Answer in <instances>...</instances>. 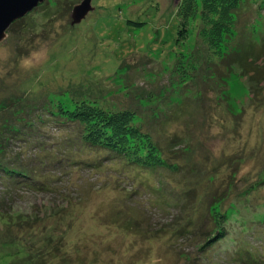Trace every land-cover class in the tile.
<instances>
[{
	"label": "rangeland",
	"instance_id": "1",
	"mask_svg": "<svg viewBox=\"0 0 264 264\" xmlns=\"http://www.w3.org/2000/svg\"><path fill=\"white\" fill-rule=\"evenodd\" d=\"M82 1H44L0 41V158L20 172L0 171V264H264V0L214 49L203 0H91L78 21ZM75 101L134 111L167 166L82 148L50 115Z\"/></svg>",
	"mask_w": 264,
	"mask_h": 264
},
{
	"label": "trees",
	"instance_id": "2",
	"mask_svg": "<svg viewBox=\"0 0 264 264\" xmlns=\"http://www.w3.org/2000/svg\"><path fill=\"white\" fill-rule=\"evenodd\" d=\"M244 1L245 0H203V8L200 10L201 14H199V16L204 15L201 17V21L204 18H209V20L212 19V21L209 26L208 24L204 26L203 21L199 22L197 26H199L198 28L200 29L202 28L201 37H203L204 43L207 44V46L218 48L222 44L224 36L233 35L232 31L234 32V28L232 18ZM187 12H190V7H188L183 14ZM15 22L16 21L13 23ZM62 114L66 116H62ZM50 115L51 119L61 120L58 121L60 126L63 123L71 125L72 130L70 131H73V135L75 134L78 137V141L82 145V148L87 147L90 151L94 149L97 153H99V151H105L108 154L107 156L110 162L122 163L127 168L148 169L151 172L166 165L165 160L162 159L161 150L153 142L151 135L144 133L136 124L138 116L134 111L128 109L117 112L99 110L86 101H75L73 109L64 112L62 107H59L58 111L55 112L53 107V109L50 110ZM8 160V157L0 158V171L10 175L11 180H14V176L18 175L20 172L12 168L13 164L8 163ZM53 160L54 163L52 162ZM44 162H46L44 167L49 168V166H51L50 168H52V170L64 169L63 172H65L66 167L76 166V161L71 163L68 162V164L66 162V167L64 164L62 166V163L56 161L54 157ZM50 162H52V164H50ZM86 165L89 166L90 164ZM90 166L94 168L100 167L99 163H93ZM22 170L21 178L25 177L30 181L29 178H31V176L27 168L23 167ZM17 181L16 179V181L11 182L15 183ZM31 188H36L38 191H47L48 185L46 182L40 181L38 184H31ZM219 218L221 221L218 219L215 223L218 224L216 226L220 231L217 232L214 238L209 239L206 246L210 245L214 240L217 241L222 239L224 236L221 226L222 216H219Z\"/></svg>",
	"mask_w": 264,
	"mask_h": 264
},
{
	"label": "water",
	"instance_id": "3",
	"mask_svg": "<svg viewBox=\"0 0 264 264\" xmlns=\"http://www.w3.org/2000/svg\"><path fill=\"white\" fill-rule=\"evenodd\" d=\"M46 0H0V41L11 24L37 8ZM91 0H83L74 8L76 20L82 19L91 9Z\"/></svg>",
	"mask_w": 264,
	"mask_h": 264
}]
</instances>
